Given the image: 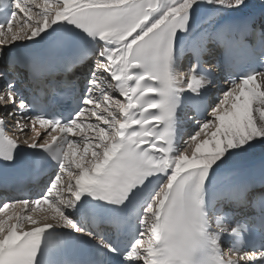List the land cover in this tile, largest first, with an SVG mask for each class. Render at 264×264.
Listing matches in <instances>:
<instances>
[{
    "label": "snow or ice",
    "instance_id": "1",
    "mask_svg": "<svg viewBox=\"0 0 264 264\" xmlns=\"http://www.w3.org/2000/svg\"><path fill=\"white\" fill-rule=\"evenodd\" d=\"M204 5L242 10L248 3L7 0L5 7H14L24 20L14 30L18 13L13 11L0 25V130L11 123L23 139L0 137V160L15 161L22 145L47 153L56 168L39 197L0 201V217L9 208L21 209L8 221L0 218V264H45L42 257L50 247L59 244L60 237L72 243L67 238L72 233L95 241L116 264H264V246L250 254L225 247L228 238L245 230L238 222L231 226L234 206L258 209L264 228V180L259 189L254 182L216 187L209 198L219 177L232 171L238 158L264 146V17L245 16L198 34L193 32L195 15ZM178 33L193 41L183 72L174 70ZM29 42L40 50L11 54L14 45ZM209 44L223 50L226 59L216 65L221 72L238 69L237 53L259 58L262 69L230 80L207 119L177 151L179 98L190 92L199 108L202 92L211 91L219 81L210 67L203 66ZM72 62L89 67L82 85L72 80L61 84L68 105L77 96L82 105L65 122L45 114L62 98L33 90L25 99L24 93L56 67ZM81 117L95 119L86 122ZM37 124L59 127L63 136L49 133L41 138ZM77 145L84 146L81 158L70 160ZM62 180L64 187L59 189ZM0 196L9 193L0 191ZM138 198L146 206L140 208ZM42 204L51 209L48 214L36 219L28 214ZM13 219L15 223H9ZM26 223L32 225L30 230H23ZM252 227L254 219L246 230Z\"/></svg>",
    "mask_w": 264,
    "mask_h": 264
},
{
    "label": "bare ground",
    "instance_id": "2",
    "mask_svg": "<svg viewBox=\"0 0 264 264\" xmlns=\"http://www.w3.org/2000/svg\"><path fill=\"white\" fill-rule=\"evenodd\" d=\"M247 3H248V6L245 9H242V10L227 9V11H225L223 14H229V13H232L233 11L237 13L248 11V12H252L253 16L261 14V13L264 15V0H250V1L247 0ZM208 6L209 5L201 6L197 11L203 14L205 13V10L208 8ZM210 12L212 14V17H211L212 19H217V17H219L220 15H223L222 11L220 10L213 9ZM20 45L26 47V46L35 45V44L30 42V44H27V45H23V44H20ZM20 45H15L16 47H13L12 50L21 48ZM117 96H119V94ZM262 157H264V146H258L253 152L247 154L244 157L238 158L234 162L233 168L237 169V168L251 167V165L255 164L259 159H262Z\"/></svg>",
    "mask_w": 264,
    "mask_h": 264
},
{
    "label": "rangeland",
    "instance_id": "3",
    "mask_svg": "<svg viewBox=\"0 0 264 264\" xmlns=\"http://www.w3.org/2000/svg\"><path fill=\"white\" fill-rule=\"evenodd\" d=\"M248 1H250V0H248ZM39 3L42 4L43 1H39ZM29 44H30V42H29ZM13 47H16V46L14 45ZM203 138H204V134L202 133L201 136H200V139H203Z\"/></svg>",
    "mask_w": 264,
    "mask_h": 264
}]
</instances>
